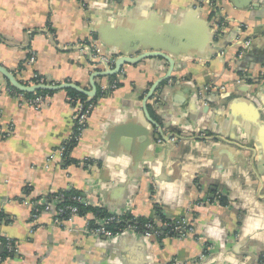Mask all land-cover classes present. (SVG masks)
Wrapping results in <instances>:
<instances>
[{
    "label": "crops",
    "instance_id": "crops-1",
    "mask_svg": "<svg viewBox=\"0 0 264 264\" xmlns=\"http://www.w3.org/2000/svg\"><path fill=\"white\" fill-rule=\"evenodd\" d=\"M80 1L0 0V67L92 93L106 71L91 48L114 64L167 61L122 66L69 152L75 165L57 154L73 132L65 90L34 109L0 74V131L13 127L0 139V237L17 250L0 264H264V0ZM107 82L95 78L96 93ZM69 190L162 230L186 217L194 234L96 238L90 214L54 224L56 202L31 218L24 202Z\"/></svg>",
    "mask_w": 264,
    "mask_h": 264
},
{
    "label": "built area",
    "instance_id": "built-area-1",
    "mask_svg": "<svg viewBox=\"0 0 264 264\" xmlns=\"http://www.w3.org/2000/svg\"><path fill=\"white\" fill-rule=\"evenodd\" d=\"M80 5L83 6L82 2L79 0ZM250 43L249 41H243L240 44V47L242 50H245L249 47ZM91 59L93 60V64L95 65L96 68L98 67H103L105 68V71H110L113 68L114 60L109 59L102 55L96 48H91ZM34 61V56L31 55L29 58L28 63H33ZM39 77L38 75H34L33 78ZM261 77L264 79V72L261 74ZM108 79V78H107ZM26 85L30 86H36V85H48V84H43L42 79H36L35 81H28ZM117 88V84L115 81H110L102 86H100V92H101V97L97 100H92L93 98H88L86 97L85 101H73L75 103L74 105V113L72 116L73 120V132L71 137L69 138L68 141H74L75 143H78L80 140L82 134L84 133L86 127H87V120L91 114V112L95 109L98 101L105 97L110 91L114 90ZM13 90V89H12ZM10 91V90H8ZM16 92V98L18 99L20 105H26L28 107L38 109L41 107H44L50 97L48 96H40L36 95L33 98L30 99H25L24 98V93ZM35 93V92H34ZM13 132V127L12 125L6 129V131H0V139H7L12 135ZM200 136L203 140L206 141H212L214 140V137L207 136L206 134H200ZM169 141L174 142V138H170ZM65 151V147L63 146L61 149L58 151V155L63 158V154ZM80 164L82 166H86L87 168H91L94 166L92 161L89 159H83ZM52 200L62 203L65 201V197L62 194V192H56L52 193L51 196ZM70 201L76 202L77 204H81L83 206H91L92 204L85 198L83 195H78L75 197H72L69 199ZM207 202V201H206ZM25 204H30L32 206V214L31 218L33 220H36L40 213L41 210L39 209V206L42 207V212H49L51 211V206L46 204L45 200H39L38 202H24ZM95 208H102L100 206H95ZM77 208L75 206H65L63 208H57L56 209V217L54 220V224L56 225H62L64 221H62L61 215L64 213H67L68 215V220L66 221H71L73 218L78 217L77 215ZM89 214V213H88ZM87 214V215H88ZM83 216L84 218L87 216ZM123 215L120 214H109L108 217L106 218H98L93 221L91 224V221H88L86 224V232L93 237L96 238H104V239H112L113 237L120 235L122 233H136V234H142L146 238H151V237H158L159 234L164 233L163 231H166L167 234H172L176 236L179 239H184L189 236H192L193 233V228L189 222V219L186 217L180 219L179 221L176 222H163V225L166 227L164 230H161L157 226H154L152 223H144L139 225L138 222L134 221L135 219L132 218H122ZM118 224V227H116L114 230H109L107 229V225L109 224ZM4 245L1 244L2 248H5V251L8 255H13L17 252L16 246L11 242L10 239L4 238ZM172 264H178L177 262H173Z\"/></svg>",
    "mask_w": 264,
    "mask_h": 264
},
{
    "label": "trees",
    "instance_id": "trees-1",
    "mask_svg": "<svg viewBox=\"0 0 264 264\" xmlns=\"http://www.w3.org/2000/svg\"><path fill=\"white\" fill-rule=\"evenodd\" d=\"M29 58H30V56H28V59ZM34 75H38V74H34ZM38 76L39 77H37V78H33L32 77L29 81H35L36 79H38V80L39 79H42L43 80V84H48V81L43 76H40V75H38ZM108 80L115 81L116 84H117V87L121 84V81L116 78V75L115 76L108 77ZM8 90H10V92L14 96L16 95V92H14L12 90V88H10V86H8ZM65 92H66V94L68 96L67 98H68L69 102L72 105H75V103L72 102L71 100L81 102V101H85V99H86V96H84V95H82V94H80V93H78V92H76L74 90L66 89ZM53 93H54V91H37L35 93H25L24 94V98L25 99H30V98H33L36 95L51 97V95ZM100 97H101V92H100V89L98 88V91H97V93L95 94V96L93 97L92 100H97ZM76 144L77 143H75L74 141H68L66 144H64V147H65V151H64V154H63V161H64V163H70L71 162L74 165L79 163L78 161H75V160H72V159L69 158V152L76 146ZM60 192H62V194L64 195V197L66 199L62 203H58V202L52 200V198H51L52 194H48L45 197H41V198L34 199V200H32V202H38L39 200H42L43 199V200H45L46 204H48L49 206H51V204L53 202H56L57 203V208H63L65 206H67V205H69V206H75L77 208V210H78L77 211V215L78 216L83 217V216L87 215L88 213L93 216V220H90L91 221L90 222L91 224L93 223V221L95 219H98V218H106L110 214L104 208H95V207H91V206H83L81 204H77L76 202L70 201L69 199H71L72 197L81 195L77 191L69 190V191H60ZM42 207L43 206H39V209L41 210V213L43 211L42 210ZM60 218H62V221L66 222V220H68L67 219L68 218L67 213L62 214ZM122 218H126V219L127 218H132V219H135L134 221L138 222L139 225L149 222V223H152L154 226H156V223H157V221H155L154 218L133 217V216L126 215V214L123 215ZM2 220H3V216L1 215L0 216V221H2ZM116 227H118V224L111 223V224L107 225L106 228L109 229V230H114ZM163 232L164 233L159 234L158 237H161V236H163L164 234L167 233L166 231H163ZM168 235H170L172 237L174 236L172 234H168ZM174 237H176V236H174ZM0 242H1L2 245H4V243H5L4 242V238L0 237ZM11 242L13 243V241H11ZM7 256H9V255L6 253L5 248H3V253L0 255V257L1 258H5Z\"/></svg>",
    "mask_w": 264,
    "mask_h": 264
},
{
    "label": "water",
    "instance_id": "water-1",
    "mask_svg": "<svg viewBox=\"0 0 264 264\" xmlns=\"http://www.w3.org/2000/svg\"><path fill=\"white\" fill-rule=\"evenodd\" d=\"M144 58H160V59L167 61V57L165 55H162L161 53H158V52L145 53L143 55H140L137 58H129L128 56H126V57L124 56L115 62L114 69H112L110 71L103 72V73L102 72L101 73H95V75H93V77H92L93 92L92 93L91 92H85L84 90L80 89L79 87H77L73 84H69V83H64V84H60V85H36V86L25 85V84L20 83L18 80H16L14 76H12L7 70L3 69L2 67H0V74L6 79V81H8L10 83V87L13 90L24 93V94L25 93H34L37 91H57V90L71 89V90H74V91H76V92H78V93H80V94L91 99L96 94V86L94 83L95 78H101V77L108 78L111 76H115L121 72L122 66L124 64H134L137 61L144 59ZM140 235H142V234H140ZM1 252H2V246L0 245V253Z\"/></svg>",
    "mask_w": 264,
    "mask_h": 264
},
{
    "label": "rangeland",
    "instance_id": "rangeland-1",
    "mask_svg": "<svg viewBox=\"0 0 264 264\" xmlns=\"http://www.w3.org/2000/svg\"><path fill=\"white\" fill-rule=\"evenodd\" d=\"M175 139V138H174Z\"/></svg>",
    "mask_w": 264,
    "mask_h": 264
}]
</instances>
